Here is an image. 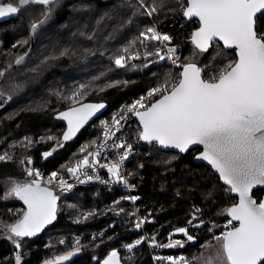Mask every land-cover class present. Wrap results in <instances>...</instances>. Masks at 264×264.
<instances>
[{
    "label": "snow or ice",
    "instance_id": "obj_1",
    "mask_svg": "<svg viewBox=\"0 0 264 264\" xmlns=\"http://www.w3.org/2000/svg\"><path fill=\"white\" fill-rule=\"evenodd\" d=\"M64 4L65 0H0V18L18 14L28 7L39 9L40 18L29 23V37L17 41L12 47L28 45L29 40L39 34ZM121 6L130 10L127 19L118 24L106 39H113L114 34L125 28L132 31L133 26L137 28V33L108 57L110 64L105 71L67 94L53 90V95L68 104L67 110L59 111L55 117L65 121L67 127L60 137L49 135L40 138L43 142H54L51 150L41 154L43 159L47 160L58 148H63L93 116L106 108L104 103H83L82 98L87 93L103 92L107 88L129 83L127 80H109L104 84L96 82L119 70H151L150 66L163 68L170 64L178 71L165 72L161 81L148 90L147 96L124 106L119 114L113 115L111 122L102 120L101 135L82 145L79 150L81 158L62 168L79 184L95 180L101 184H119L128 190L134 189L136 185L129 183L123 173L124 163L133 155V144L116 135L121 131L122 122L129 118L126 113L138 118L137 143L144 141L153 148L159 146L160 149H172L178 153H187L193 146H202L203 150L195 158L207 161L218 174V180L222 181L220 190L233 200L230 206L218 213L230 217L224 230L219 235L215 234L213 229L217 225L212 221L205 222L204 209L194 206L187 226L175 228L169 234L168 243L159 244L156 235H152L123 245L130 254L128 260L145 241L150 247L183 248L188 243L195 246L198 238L192 230L207 229L210 238L206 237L205 242L199 245L198 254L191 258L156 256L154 259L166 260L168 264H264V199L256 198L257 193H264V0H122ZM72 10H77L75 5ZM169 12L179 13L182 18L198 25L187 37V43L191 45L187 56L179 54L180 45L173 43L175 37L159 30V25L163 23L161 13L167 19ZM143 18H147V22ZM141 23L143 28L139 27ZM79 35L85 36V33L81 31ZM95 36L93 32L86 38L92 40ZM70 55L75 53L63 48L58 54L46 56L41 65ZM206 55L208 59L205 61ZM28 56L29 52L14 56L17 70L24 68ZM134 61L141 63L138 65ZM161 61L166 64H160ZM41 65L28 71L36 73ZM12 68L13 63L10 62L0 69V80L10 77ZM153 76L157 73L153 72ZM9 87L17 90L22 85L10 84ZM4 97L5 92L0 90V100ZM11 99L12 95L8 94L4 102ZM38 107L42 109L43 105ZM19 143L27 150L34 141L25 137ZM15 147L16 142L9 145V149L14 150ZM9 149L0 154V163L15 162L14 151ZM113 152L115 158L109 159ZM166 163L170 164L171 160ZM31 165V156H25L19 160L25 179L13 176L0 179L3 186L0 201L19 200L25 206L22 209L8 208L9 220L0 218V236L14 245V264H25L23 247L26 238L36 237L57 220L60 197L53 187L59 188L61 193L71 192L74 188L57 171L51 172L44 181L41 172ZM98 169L106 170L108 180L100 177ZM212 195L208 192L205 200L209 201ZM139 199L135 195L122 196L114 200L107 211L120 215L125 212L120 206L122 201L134 204ZM210 202L215 203L214 200ZM69 207L76 208V205ZM95 214L94 211L83 213L76 222ZM130 215L136 216L137 213L133 211ZM149 222L148 217H138L135 228L140 229ZM178 234L183 239H172ZM99 235L103 237L104 233ZM92 239L95 241L97 236L93 235ZM59 243L64 244L65 241L61 239ZM81 247L77 238L72 250L45 259L42 264H66ZM102 264H121L119 251L113 248Z\"/></svg>",
    "mask_w": 264,
    "mask_h": 264
},
{
    "label": "trees",
    "instance_id": "obj_2",
    "mask_svg": "<svg viewBox=\"0 0 264 264\" xmlns=\"http://www.w3.org/2000/svg\"><path fill=\"white\" fill-rule=\"evenodd\" d=\"M121 4L122 0H65L64 6L35 36V49L28 57L24 68L21 71H12L11 76L3 82L1 90L5 92V97L0 100L2 104L0 111L8 103V101L4 102L8 94L12 95V104L0 113V154L9 149V145L13 142H16V147L14 150L9 149L14 151L15 162L0 163V179L6 176L25 179L26 176L19 166V160L25 156H31L33 160L31 167L39 168L47 176L57 171L67 178L68 173L62 166H71L70 162L74 163L76 159L81 158L79 152L81 146L96 140L101 135L100 122L102 120L111 122L113 115L119 114L124 106L132 104L142 96H147L148 90L161 81L165 72L173 71L167 66L163 68L150 66L151 70L138 68L109 73L106 78L96 83L104 84L109 80H127L129 83L126 86L107 88L103 92L90 91L82 98L83 103L108 104L109 108L105 115L84 130L74 143L65 144L63 148H58L53 156L47 160L43 159L41 154L51 150L54 142H43L40 138L49 135L60 137L66 129L65 125L55 117L59 111L67 110L68 104L53 95V90L67 94L79 84L105 71L110 64L108 57L137 33V28L133 26L132 31L125 28L122 32L114 34L113 39H106L118 24L127 19L130 10L122 7ZM73 5L77 10H72ZM163 17L164 14L161 13L160 19L163 20L159 25L161 31L175 37L174 42H178L181 46V57L189 55L191 45L187 43V37L198 26L197 23L182 18L179 13L169 12L167 19ZM39 18V9L29 7L21 9L12 21L0 26V69L10 62L14 66V56L29 52L31 39L24 47L12 46L17 41L29 37L30 21ZM143 19L147 22V18ZM97 21L100 23L97 24ZM181 25L184 27L182 28ZM139 27L143 28L144 24L141 23ZM81 31L85 36L79 35ZM93 32L96 36L92 40L87 39V35ZM73 33L76 35L74 36ZM63 48L71 49L75 55L50 61L48 65H41V61L46 56L58 54ZM207 59L208 55L204 57L205 61ZM133 63L139 65L141 61ZM160 64L164 63L160 62ZM37 65L41 67L36 73L28 71ZM153 72H156L157 76L154 77ZM10 84H20L22 87L13 90L9 87ZM40 105H43L42 109L38 107ZM134 118L135 116L126 123L123 134L131 142L137 143L139 124ZM25 137L34 141L27 150L19 143ZM198 154L199 150H192L187 155H179L163 153L153 146L147 147L143 144L139 146L138 154L128 166V176L141 196L138 204L140 214L142 217H148L150 221L145 223L143 229L135 228L136 219L130 215L132 212L130 201L121 202L120 206L125 212L120 215L107 211L114 200L127 196L122 192L109 191L96 185H74L71 192L61 193L59 188L53 187V191L60 197L57 220L42 234L25 240L23 247L26 253L25 264H42L45 259L72 250L74 246L71 243L66 242L64 245L59 241L71 240L75 236L83 237L82 247L66 264H98V261L102 264L113 248L119 251L121 264H168L166 260L161 262L154 257L191 258L194 254H198L199 245L205 242L206 237L210 238L207 229L192 230V234L198 238L195 246L188 243L183 248L150 247L145 241L134 251V254H131V260H128L130 254L123 248V245L132 243L136 239L152 235H156L159 244L168 243L169 234L173 233L175 228L187 226L186 222L194 206L204 209L205 222L212 221L217 225L213 229L215 234L221 232L220 225L229 220V217L218 213L230 206L233 200L220 190L221 182L209 168L195 164L194 159ZM173 156L176 159H172ZM169 160L171 163H166ZM140 164L144 167L140 168ZM177 191L180 193L179 196ZM2 192L3 186L0 185V195ZM208 192H212L213 195L209 201H206ZM263 196L264 193H257L256 198L259 200ZM211 200L215 203H211ZM69 205H76V208H71ZM8 208L22 209L25 206L19 200L0 201V218L11 219L7 213ZM89 211H94L96 214L87 220L81 218L79 223L76 222L77 217ZM94 232H104L105 235L101 238L103 243L101 239L92 240L91 235ZM109 237L113 239L110 240ZM172 239H183V236L174 235ZM14 254L15 249L11 241L0 236V264H14Z\"/></svg>",
    "mask_w": 264,
    "mask_h": 264
},
{
    "label": "built area",
    "instance_id": "obj_3",
    "mask_svg": "<svg viewBox=\"0 0 264 264\" xmlns=\"http://www.w3.org/2000/svg\"><path fill=\"white\" fill-rule=\"evenodd\" d=\"M159 30L161 31L160 28H159ZM179 30H181V29H179ZM162 32H163V31H162ZM173 37H174V36H173ZM173 43H175V42L173 41ZM175 44H178V42L175 43ZM178 45H179V44H178ZM180 49H181V46H180ZM179 54H181V51H180ZM161 63L166 64V62H164V61H161ZM167 67L171 68L174 72H177V71H178V69H176L174 66H171L170 64H168ZM147 102H148V101H145V103H147ZM126 115H127L129 118L127 119L126 122H122V128H121V131L118 132L116 135H117V137H121L122 139H126L129 143H132V144H133V155L130 156L129 159L124 163V165H123V173H124L125 176L128 177V179H129V183L134 184V183L130 180V178H129V176H128V166H129V164H131V162H133V160H134V158H135V155L138 154L139 146H140L141 144H143V143H142V141H139L138 143L131 142L130 140H128V139L124 136V134H123L124 126H125L126 123H127L132 117H133L130 113H126ZM109 143H111V141H110ZM108 158H109V159H114V158H115V153L113 152ZM102 162H107V161L102 160ZM35 169H38V170L41 172V174H42V178H43V180H44V181H47V178H48L49 176H47V175H46L43 171H41L39 168H35ZM97 171H98V174L100 175V177H101L102 179H104V180H108L109 177H108V174H107V172H106L105 169H98ZM90 174L95 175V174H97V173H90ZM64 179L67 180L69 183H72V184L75 185V186H89V185H96V186H99V187H101V188H105V189H107V190H109V191H119V192L124 193L125 195H135V196H138V197H140V199L137 200L134 204H133L131 201H130V202H131V205H132V212H133V211H136V213H137V215H136V216H133V217H134L136 220H137L138 217H142L141 214H140V211H139V206H138V204H139V202H140V200H141V196L138 194V189H137V187H135V188L132 189V190H128V189L125 188L123 185H119V184H101V183H99L98 181H95V180L90 181V182H88V183H86V184H79V183L76 182V180H75L73 177H71L69 174H68V177H67V178H64ZM134 185H135V184H134ZM144 217H146V216H144ZM227 223H228V220L225 221L224 226L227 225ZM144 225H145V224H143V225L141 226L142 229H143ZM224 226H223V230H224ZM100 233H101V232H94V233L91 235V238L93 237V235H96V236H97V239H96V240L101 239L102 237H100V235H99ZM103 233H104V232H103ZM104 235H105V234H104ZM104 235H103V236H104ZM77 238H79L80 241L82 242L83 237H81V236H75V237L72 238L71 240H67V241H65V243L68 242V243H71V244L74 246V245H75V240H76ZM92 240H93V239H92ZM65 243H64V245H65Z\"/></svg>",
    "mask_w": 264,
    "mask_h": 264
},
{
    "label": "water",
    "instance_id": "obj_4",
    "mask_svg": "<svg viewBox=\"0 0 264 264\" xmlns=\"http://www.w3.org/2000/svg\"><path fill=\"white\" fill-rule=\"evenodd\" d=\"M29 8V7H28ZM28 8H25V9H28ZM16 17V14L15 15H12V16H7V17H3V18H0V26L1 25H4V24H6V23H8V22H10V21H12L14 18ZM187 19V18H186ZM195 19V18H194ZM190 22H192V21H190ZM221 44H222V42H221ZM31 51H29V56L33 53V51H34V49H35V37H33L32 39H31ZM28 56V57H29ZM28 59V58H27ZM27 61V60H26ZM14 70H17V66L16 65H14L13 66V68H12V71H14ZM11 71V72H12ZM17 71H21V70H17ZM7 78V77H6ZM6 80V79H5ZM5 80H1L0 81V90H1V87H2V85H3V82L5 81ZM88 103H93V102H88ZM11 104H12V102H11V100L10 101H8V103H7V105L5 106V108L3 109V110H1L0 111V113H2L3 111H5L8 107H10L11 106ZM105 105H106V108L105 109H102L100 112H98L95 116H93L90 120H89V122L80 130V132H78L77 133V135L71 140V141H68V142H66L65 144H72V143H74L77 139H78V137L81 135V133L84 131V130H86L87 128H89V127H91L97 120H99L101 117H103L104 115H105V113L108 111V108H109V106H108V104H106V103H104ZM136 121H137V123L139 124V121H138V118H134ZM57 120V119H56ZM57 121H59V122H62L64 125H65V127H67V125H66V122L65 121H62V120H57ZM66 130V129H65ZM142 143H143V145H145V146H147V147H152V145H149V144H147V143H145L144 141H142ZM157 148H158V150L159 151H161V152H163V153H175V154H179V155H187L189 152H191L192 150H199V153H200V151H202L203 150V147L202 146H199V145H197V146H193L190 150H189V152H187V153H178L176 150H172V149H160L159 148V146H157ZM199 155V154H198ZM197 155V156H198ZM194 162H195V164L196 165H203V166H206L207 168H209L213 173H214V171L212 170V168H211V166L207 163V161H203V160H197L196 158L194 159ZM215 175H216V177L218 178V174H216V173H214ZM221 182V184H222V181H220ZM233 196H234V194H233ZM262 199H264V196H263V198ZM57 204L59 205V200H58V202H57ZM229 219H230V217H229ZM55 222V221H54ZM53 222V223H54ZM51 227V225H49V226H47L46 228H45V230L44 231H46L48 228H50ZM43 231V232H44ZM43 232H41V233H39L38 235H40V234H42ZM37 235V236H38ZM36 236V237H37ZM33 238H35V237H33ZM26 239H30V238H26Z\"/></svg>",
    "mask_w": 264,
    "mask_h": 264
},
{
    "label": "bare ground",
    "instance_id": "obj_5",
    "mask_svg": "<svg viewBox=\"0 0 264 264\" xmlns=\"http://www.w3.org/2000/svg\"><path fill=\"white\" fill-rule=\"evenodd\" d=\"M224 224H225V222L222 223V224L220 225L221 231L223 230V226H224ZM219 234H220V233H219Z\"/></svg>",
    "mask_w": 264,
    "mask_h": 264
},
{
    "label": "flooded vegetation",
    "instance_id": "obj_6",
    "mask_svg": "<svg viewBox=\"0 0 264 264\" xmlns=\"http://www.w3.org/2000/svg\"><path fill=\"white\" fill-rule=\"evenodd\" d=\"M7 24V23H6Z\"/></svg>",
    "mask_w": 264,
    "mask_h": 264
},
{
    "label": "rangeland",
    "instance_id": "obj_7",
    "mask_svg": "<svg viewBox=\"0 0 264 264\" xmlns=\"http://www.w3.org/2000/svg\"><path fill=\"white\" fill-rule=\"evenodd\" d=\"M219 235V234H218Z\"/></svg>",
    "mask_w": 264,
    "mask_h": 264
}]
</instances>
